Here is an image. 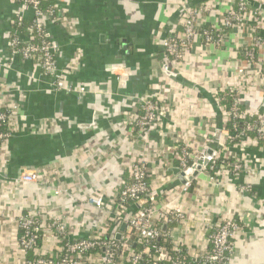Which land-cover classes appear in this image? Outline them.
Here are the masks:
<instances>
[{
    "label": "crops",
    "instance_id": "crops-1",
    "mask_svg": "<svg viewBox=\"0 0 264 264\" xmlns=\"http://www.w3.org/2000/svg\"><path fill=\"white\" fill-rule=\"evenodd\" d=\"M184 1L53 0L65 18L64 24L46 23L59 46L58 66L79 61L69 80L98 90L79 95L54 91L52 78L40 74L31 61L16 59L9 70L2 68L16 6L0 0V79L17 89L14 99L20 106L12 138L0 145V264H23L26 258L18 244L17 219L22 212L36 211L46 218L38 254L59 253L60 243L49 225L56 218L71 239L116 235L119 225L111 221V213L88 201L98 195L112 199L128 179L133 160L147 167L158 208L184 213L183 221L171 219L160 226L171 245L180 246L191 258L198 256L208 249V229L229 216L243 233L232 239L227 264H264V165L240 179L227 171L217 182L199 171L186 190L169 171L178 166L174 161L182 141L189 143L195 161L204 148L217 147L224 132L219 130L216 139L208 134L223 123L215 101L219 91L238 89L239 105L246 113H256L264 129V83L256 75L264 71V48L257 51L256 63L239 56L255 34L251 25L227 30L220 44L195 37L179 67L166 65L161 41L177 26ZM202 1L188 0L190 5ZM208 1L212 10L196 23L217 29L221 14L235 0ZM249 4L264 11L258 0ZM30 15L26 11L27 21ZM240 67L249 71L245 86L237 76ZM157 86L163 88L167 111L161 125L139 135L126 122V113L138 109L143 95ZM229 146L230 156L239 152ZM252 147L247 150L252 152ZM260 151L253 153L264 157ZM26 169L38 170L40 179L16 183ZM244 182L249 191L241 188ZM128 234L125 229L121 237ZM85 264L106 263L100 257Z\"/></svg>",
    "mask_w": 264,
    "mask_h": 264
},
{
    "label": "built area",
    "instance_id": "built-area-1",
    "mask_svg": "<svg viewBox=\"0 0 264 264\" xmlns=\"http://www.w3.org/2000/svg\"><path fill=\"white\" fill-rule=\"evenodd\" d=\"M16 9L14 11L15 19H11V30L9 32L7 46L8 56L6 62L1 66L4 70H9L12 63L17 59L24 63L31 61L37 66L40 74L50 76L51 87L54 91H64L67 93H76L86 95L98 90L88 88L82 85L73 84L69 77L76 70L79 61H69L63 66H58L57 54L59 46L53 42L46 29L48 21L64 24L65 18L63 12L57 9V5L42 11L39 7L41 0H8ZM53 1V0H52ZM221 1V0H220ZM251 0H238L234 3H229L224 13L221 14V27L212 30L216 31V39L212 36V31L204 29L199 31L197 19L205 12H210L213 3L202 1L198 5H190L188 0L181 4V14L177 18V26L173 27L165 38L161 41V47L166 57V65L173 64L177 67L185 61L187 52L190 49L191 42L195 37H200L205 43L220 44L223 42L225 30L243 28L245 25H251L254 36L250 43L244 46L245 56L249 62L256 63V55L259 49L264 48V11L252 7L249 2ZM264 4V0H258ZM30 11V19L28 24L23 22L26 19L25 13ZM66 22H68L66 20ZM69 23V22H68ZM15 24V25H14ZM257 33V34H256ZM38 39V42L35 40ZM260 68V66H259ZM249 72V71H248ZM243 67L238 68L237 76L241 77V86L249 83V74ZM260 80L264 83V72H257ZM248 78V79H247ZM156 90V89H155ZM162 86H157V90L152 93L144 94L140 99L139 109L135 108L126 113L127 123L139 135L145 134L148 129L155 125H161V120L167 111V102L165 95H161ZM235 92L234 104L226 109L219 106L215 95V101L220 109L222 117V125L220 128L213 126L208 135L213 136L222 130L224 133L218 140L216 148H213L211 155L208 156V162L201 171L208 173V178L211 182H217V177L229 172L236 179L243 178L249 175L254 167L260 168L264 165V157L252 153L247 150L248 147L256 146L257 138H264V129L259 122L256 113H246L239 108L238 89H229ZM17 89L11 84L5 83L0 79V127L5 126L6 130L0 129V145L12 138L15 131V120L20 113V106L14 99V92ZM246 117L249 121H245L242 130L232 134L227 128L226 122L234 121L233 127L236 125V120ZM19 118V117H18ZM234 129V128H233ZM256 130L257 137H250L247 133ZM235 131V130H234ZM207 138L203 140L206 142ZM233 141V142H232ZM179 146V153L176 155L178 166L185 172L184 189H188L192 180L191 177L192 165L196 163L189 151V143L182 141ZM237 148L239 152L230 156L229 143ZM258 150L264 152V147L260 146ZM259 152V151H258ZM221 153H224L223 158H231L230 162L224 164L220 161L221 167L216 171L215 167L218 164ZM192 163L189 164V161ZM40 179V172L34 169L22 170L16 183L26 184L36 182ZM241 188L244 191H249L250 187L247 183H242ZM157 196L148 181V169L141 160H133L128 166V179L123 180L120 189L112 196V199L105 200L102 195L91 198L88 203L96 208H103L111 213V221L120 225L126 224V229L129 234L126 237H121L116 240L115 232L108 237L89 236L86 238L71 239L64 223L56 218L50 222V227L53 229L59 243L60 260L54 262L52 259H47L46 254H38V240L42 238L43 229L46 224V218L42 213L22 212L17 219L18 229H22V235L18 236V244L25 253L28 250L35 252L37 259L33 262L25 258L23 264H85L90 258L92 260L100 259L106 264H147L143 262L142 257L147 256L151 264H157L159 260H164L167 264H227L229 256L233 249L232 239L239 232L243 233L239 222L227 216L216 222L214 226L208 229L207 235L208 249L195 257H189L180 246H173L174 255L166 253L164 246L156 243L161 236L166 237L167 234L161 232L160 226L162 222L183 221L185 216L179 209H173V213L169 214V210L161 207L158 208ZM145 200V203L140 204L136 210L129 213V203H140ZM171 215V217H169ZM107 222L105 223V226ZM104 226V227H105ZM143 246L142 251L135 252L132 248L133 244ZM95 249H98L97 251ZM95 250L94 252H89ZM89 252V253H88ZM102 259V258H101Z\"/></svg>",
    "mask_w": 264,
    "mask_h": 264
},
{
    "label": "trees",
    "instance_id": "trees-1",
    "mask_svg": "<svg viewBox=\"0 0 264 264\" xmlns=\"http://www.w3.org/2000/svg\"><path fill=\"white\" fill-rule=\"evenodd\" d=\"M203 1H204V0H203ZM235 1H238V0H235ZM198 4H199V3H196V5H198ZM53 5H54V2H53L52 0H41V1H40V5H39V7H40V9H41L42 11H45V10H47V9H49V8H51V7H53ZM12 19L14 20L15 17L13 16ZM25 24H28V21H27L26 19H25L24 22H23V26H21L20 28L23 29L24 26H25ZM14 25H15V24H14ZM204 29H208V30L212 31V36H213L214 39H216V34H217L216 31L212 30V28L205 27V26H201V27H199V31H200V32H202ZM225 31H227V30H225ZM35 41L38 42V39H36ZM239 56H240V58L243 59L244 61H248V58L245 56V50H241ZM262 72H264V71L262 70ZM198 91H199V95H202V94H203V92H202L201 90H198ZM234 96H235V92H234V91H231V90H229V89H225V90L219 91V92L216 94V99L219 100V102H217V103H218L219 106H223V107H225L226 109H228V108H230V107L234 104ZM238 98H239V95H238ZM136 106H138V109H139V113H138V115H140L141 111H140V108H139V104H138V105L136 104ZM239 108H240L241 110H243L242 107H241L240 105H239ZM245 121H249V119L246 118V117H243V118H239V119H237V120L235 121V122H236L235 127H233L234 121H229V122H226V126H227L228 129H230L229 131H231V133L234 134V133H236V132H238V131H240V130L243 129ZM233 128H234V129H233ZM0 129H1L2 131H5V130H6V127H5V126H1ZM234 130H235V131H234ZM247 134H248L250 137H253V138H254V137H257L256 130L251 131V132H249V133H247ZM256 141H257V144H256V146H253V147H252V149H253V150H252V153H253L254 151H255L256 153H258V152H257L258 147H259L260 145L263 144V139H261V138H257ZM232 142H233V141H232ZM232 142H230L229 144L231 145ZM250 152H251V151H250ZM223 156H224V153H221V156H220V158H219L218 164H217L216 167H215L216 171H218L219 168L221 167L220 161L223 160V161H224V164L227 163V162H230V161H231V158H230V157L224 159ZM191 163H192V160L189 161V164H191ZM174 165H178V161H174ZM21 235H22V229H19L18 236L20 237ZM40 242H41V239L38 240V247L40 246ZM156 243L159 244V245L164 246L165 251H166L167 254H169V255H174V256L176 255V254H174V252L172 251V245L170 244V242H169V240H168L167 237L161 236V238H160L159 240H157ZM60 244H61V242H60ZM132 248L134 249L135 252H140V251H142L143 246L140 245V244H136V243H135V244L132 245ZM95 250L97 251L98 249H95ZM95 250H92V251H89V252L91 253V252H94ZM182 251H183V253L185 252L184 249H183ZM89 252H88V253H89ZM185 253H186V252H185ZM45 258H47V259H52L54 262H56V261L60 260V258H61V254H60V253H56L55 255H52V256H45ZM26 259L34 262V261L37 259V256H35V254H34V252H33L32 250H28V251L26 252ZM142 259H143V260H142L143 262H145V263H147V264H151V262H150V260L147 258V256H143ZM157 264H167V262L164 261V260H159V262H158Z\"/></svg>",
    "mask_w": 264,
    "mask_h": 264
},
{
    "label": "water",
    "instance_id": "water-1",
    "mask_svg": "<svg viewBox=\"0 0 264 264\" xmlns=\"http://www.w3.org/2000/svg\"><path fill=\"white\" fill-rule=\"evenodd\" d=\"M172 76H174V74H171ZM218 137V132L214 135V139H216ZM212 148L207 147L204 148L201 153L198 155L197 159H196V163L192 165V168H194L193 170L190 169L189 171L191 172V177H195L199 174V171H201V169L203 168V166H205L208 162V156L211 155L212 153ZM169 171H171L178 179V181L182 184L185 183V179H184V175L185 172H183L179 167H171L169 168ZM145 200H142L140 203L137 204H133L129 207L128 211L129 213H131L132 211L136 210V208L142 204L145 203ZM165 226H163V230H165ZM126 229V224L125 223H121L118 227V233H116L115 238L116 240H120L122 233L125 232Z\"/></svg>",
    "mask_w": 264,
    "mask_h": 264
}]
</instances>
